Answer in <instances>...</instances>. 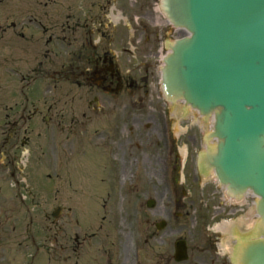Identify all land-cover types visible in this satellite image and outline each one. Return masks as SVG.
<instances>
[{
  "label": "rangeland",
  "instance_id": "obj_1",
  "mask_svg": "<svg viewBox=\"0 0 264 264\" xmlns=\"http://www.w3.org/2000/svg\"><path fill=\"white\" fill-rule=\"evenodd\" d=\"M158 3L0 0V264H221L210 251L222 244L206 242L200 226L209 232L222 222L212 214L224 195L216 198L204 175L193 183V155L211 124L163 94L158 49L165 34L185 32ZM48 35L55 45H46ZM56 35L70 42L73 66L86 67L81 41L114 45L122 74L130 70L138 86L110 97L84 84L62 67ZM10 67L19 74L39 67V80L25 86ZM249 207L239 221L249 219ZM162 220L168 225L158 230ZM179 232L189 245L183 262L174 259Z\"/></svg>",
  "mask_w": 264,
  "mask_h": 264
},
{
  "label": "water",
  "instance_id": "obj_2",
  "mask_svg": "<svg viewBox=\"0 0 264 264\" xmlns=\"http://www.w3.org/2000/svg\"><path fill=\"white\" fill-rule=\"evenodd\" d=\"M162 9L189 33L169 45L162 86L169 99L215 116L217 144L201 163L231 194L258 196L257 238L237 256L264 264V0H163ZM174 39L165 34V45Z\"/></svg>",
  "mask_w": 264,
  "mask_h": 264
},
{
  "label": "flooded vegetation",
  "instance_id": "obj_3",
  "mask_svg": "<svg viewBox=\"0 0 264 264\" xmlns=\"http://www.w3.org/2000/svg\"><path fill=\"white\" fill-rule=\"evenodd\" d=\"M63 29L67 36V30L65 28ZM66 36L62 38L59 35H56V38L62 39L60 42V44L62 45L61 48L64 50L62 51V54L70 52V50L68 49V47L70 48V42H66ZM52 38V35H49L46 43L47 45L54 43V40ZM56 43L57 39L55 44ZM87 47H89L91 50L87 51ZM48 52L53 51L49 50ZM79 52V58H82L84 56L82 60L85 61L86 67L71 65L70 57L65 59L62 67L68 66V69H72L74 71V74H77V76L84 84L90 87L101 89L107 94H113V92L111 91L116 89L118 85H120L122 89H124V87L134 88L137 86V83L132 76H127V78L126 76L121 77L118 60H116V56L114 55L112 49H108V47H102L101 45L99 46L96 41L93 42L91 40H88L87 44V41L85 39L80 43ZM99 81H102L101 85L99 84V86H96V82ZM79 84L82 85L81 82H79ZM195 182H198V178H196V181H193V183ZM209 238L210 242L214 243L215 237L209 234ZM228 261L231 263L230 258H228ZM228 261L226 263H229ZM222 264H224V261L222 262Z\"/></svg>",
  "mask_w": 264,
  "mask_h": 264
},
{
  "label": "bare ground",
  "instance_id": "obj_4",
  "mask_svg": "<svg viewBox=\"0 0 264 264\" xmlns=\"http://www.w3.org/2000/svg\"><path fill=\"white\" fill-rule=\"evenodd\" d=\"M158 8H159V7H158ZM213 119H214V117H213L212 119L209 120V122H210L211 125L213 124ZM254 221H255V220H253L252 223H254ZM250 226H251V225H250ZM251 228H252V226H251Z\"/></svg>",
  "mask_w": 264,
  "mask_h": 264
}]
</instances>
